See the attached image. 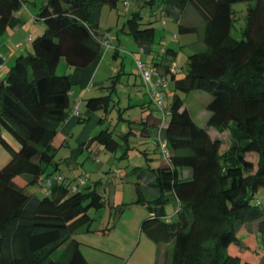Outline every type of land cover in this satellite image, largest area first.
Returning <instances> with one entry per match:
<instances>
[{
  "label": "trees",
  "instance_id": "1",
  "mask_svg": "<svg viewBox=\"0 0 264 264\" xmlns=\"http://www.w3.org/2000/svg\"><path fill=\"white\" fill-rule=\"evenodd\" d=\"M239 1H245L246 7L237 38L231 28L233 3ZM22 3L0 0V33L15 23ZM117 3L44 0L35 13L44 23L43 31L31 37V48L20 51L0 77V127L18 143L14 147L0 133V145L10 152L0 166V264H90L74 232L89 224L90 208L107 202L98 190L99 180L72 188L71 181L63 178L38 196L27 192L14 176L26 173L28 182H36L58 168L53 139L73 112V81L70 73L57 74L56 64L61 56L71 67L91 63L107 33L98 29L101 8H115ZM188 5L201 18L204 47L187 55L181 76L178 64L176 71L170 70L176 49L152 46V20L143 21L136 10L123 25L142 47L141 54H150L144 59L152 71L169 79L164 92L170 100L161 127L170 149L167 164L135 165L131 171L144 177L154 193L145 198L136 183L137 200L146 201L149 212L139 229L151 240L171 242L169 264H246L229 247L242 244L237 231L244 222L258 220V234H264V0H162L158 8L172 15L183 33L197 29L180 19ZM115 76L102 86L109 93L83 99L87 108L108 110ZM193 89L211 94L205 106L206 126L198 124L184 106L183 94ZM146 105L147 101L141 103ZM77 119L86 118L79 114ZM211 127L219 135L212 134ZM224 132L228 143L221 150ZM93 140L109 151L122 146L108 128L81 145L87 147ZM250 152L258 156L256 165L246 157ZM126 155V150L120 154ZM49 165L53 169L47 171ZM172 198L177 207L167 216L165 205Z\"/></svg>",
  "mask_w": 264,
  "mask_h": 264
},
{
  "label": "rangeland",
  "instance_id": "2",
  "mask_svg": "<svg viewBox=\"0 0 264 264\" xmlns=\"http://www.w3.org/2000/svg\"><path fill=\"white\" fill-rule=\"evenodd\" d=\"M44 0H26L28 8L33 12H38ZM125 5L123 0H118L115 8L104 5L101 8L99 16L100 30H107L108 40L114 41L118 45L117 54H114L113 48L106 45L103 40L101 51L98 57H101L98 66L92 72L88 65L84 67L69 66L64 57L58 60L55 72L57 74L70 73L72 78L71 87H78L79 82L74 81L73 76L84 77L89 70L88 82L101 80L102 85L92 86L85 98L89 96L109 93L102 88L109 83L110 76H115V90L110 92V105L108 110L97 108L89 109L84 112L85 103L81 101V115L86 119L78 121L77 117L72 130L69 129V143H63V135L56 134L53 144L57 147L54 159L58 161V168L53 170L50 176L61 173L66 181H71L78 176H87L88 183L92 184L94 180H99L98 190L104 195L107 202L102 207L90 208L89 214L92 217L89 224H83L76 228L74 236L81 241V248L84 256L90 264H169L171 242L154 241L148 238L144 232L139 229L141 221L149 215L146 201H138L136 183L141 184V190L145 198H151L153 192L148 188L143 178H138L137 174L131 172L132 167L140 165L162 166L167 164L160 149L154 144L157 133V125L161 118V111L148 98L149 94L143 90L140 77H136L133 68L134 57L144 56L138 51V45L132 36L124 28L125 19L128 15L138 10L142 20H152L151 24L155 27L154 42L152 46L170 45L176 49L174 59L176 60L180 71L178 75L183 74L186 66L187 55L195 50L202 49V21L197 12L188 5L184 15L180 18L185 24H194L197 29L192 32H179L178 22L170 14H165L159 10V4L162 0H128ZM149 1V2H148ZM246 2L239 1L233 3L235 10V19L231 28V34L240 37V29L244 25V12ZM40 22L43 27L42 20ZM39 24V23H38ZM6 31V32H5ZM12 28L7 26L0 33V42L5 49V37L11 32ZM42 32V30H38ZM36 33L37 34L40 33ZM175 34V35H174ZM20 33L13 36V41L19 38ZM10 44V43H8ZM102 51H104L102 53ZM95 63V62H94ZM113 67L118 72L113 73ZM124 70V71H123ZM76 71L75 75L73 72ZM92 73V75H91ZM2 71L0 77H2ZM129 77V80H128ZM164 102L168 104L170 94L164 92ZM184 106L187 107L193 119L201 125L206 126L208 110L206 103L210 100L211 94L208 91L193 89L183 94ZM145 107L141 103L146 102ZM142 119L147 122H143ZM147 125L144 128V125ZM108 128L112 131L122 143L115 151H109L96 140L91 141L87 147L85 144L100 129ZM212 134H218V130L212 128ZM0 133L8 139L14 147L18 146L17 141L3 128L0 127ZM84 136L83 139L76 141L78 134ZM223 150L228 143L227 133H221ZM80 138V137H79ZM129 147L124 149V145ZM82 146L80 153H72L73 147ZM126 150V156L120 154ZM10 157V152L0 145V166H2ZM247 159L254 165L257 162V154L247 153ZM119 168V174L115 175L114 169ZM49 165L46 170H52ZM14 180L24 189L38 196H43L47 192L48 186L41 181L28 182L29 175L20 173L14 176ZM264 196V189H261ZM177 202L172 198L167 200L165 212L167 216L174 214ZM242 244L230 245L229 252L238 257L246 264H264V234H258V220L244 222L237 231ZM60 249L55 251L56 257Z\"/></svg>",
  "mask_w": 264,
  "mask_h": 264
},
{
  "label": "crops",
  "instance_id": "3",
  "mask_svg": "<svg viewBox=\"0 0 264 264\" xmlns=\"http://www.w3.org/2000/svg\"><path fill=\"white\" fill-rule=\"evenodd\" d=\"M35 17V12L30 10L28 8V4L26 0H23L22 5L20 6L19 10L15 14V23L10 26L12 28V31L7 33L5 37V49L3 48L4 45H2L3 41L0 42V54L4 56V58H1L0 55V60H3V67L1 69L2 75L5 74L6 70L12 65L14 62L15 56L20 52V51H26L31 48V37L35 36V34L38 32V30L44 29L43 25L36 21ZM39 23V24H38ZM6 32V31H5ZM17 33H20L21 36H19L18 39L13 41V36ZM41 33V32H38ZM10 43V44H8ZM19 45V46H17ZM111 48H113L114 52L120 50L118 45H114V41H111L110 44ZM104 51H102L103 53ZM145 59H148L150 57V54H142ZM101 57H96L91 63H89V67L92 68V72L95 70V68L98 66V63L100 61ZM95 62V63H94ZM134 70V76L132 77L133 82L135 81L137 75H139L136 71V68H133ZM0 71V73H1ZM124 71V70H123ZM89 70L87 71V75L84 77H78V76H73L74 81L79 82V88L76 86L74 88L71 87V102L72 105L77 106V112L73 111L69 114L67 119L62 123L59 131L57 132L58 134L63 135V143L68 144L69 143V129L72 130V128L75 125V120L76 117H78L79 114H81L80 111V104L81 101L85 98L86 94L90 91L92 86H99L100 84L102 85L101 80H96L92 81L91 83L88 82L89 79ZM117 72V68L113 67V73ZM76 71L73 72V75H75ZM92 75V73H91ZM140 77V76H139ZM138 77V78H139ZM129 80V77H128ZM141 81V79H139ZM142 82V81H141ZM143 85V84H142ZM143 90L146 92V89L143 85ZM150 99V97L148 96ZM89 108L85 106L84 112H88ZM144 120V119H142ZM146 121V120H145ZM82 135V133H81ZM56 136V135H55ZM78 138L76 141L83 139L84 136H80L79 134L77 135ZM80 137V138H79ZM83 147L82 146H77L73 147L72 153H80L82 151ZM81 248V245H80ZM82 253L84 254L82 248H81ZM85 255V254H84ZM86 257V256H85Z\"/></svg>",
  "mask_w": 264,
  "mask_h": 264
},
{
  "label": "built area",
  "instance_id": "4",
  "mask_svg": "<svg viewBox=\"0 0 264 264\" xmlns=\"http://www.w3.org/2000/svg\"><path fill=\"white\" fill-rule=\"evenodd\" d=\"M123 3L125 5H128L129 1L123 0ZM108 37H109V33L107 32L104 36V41L106 45L110 46L111 41L108 40ZM138 51L142 53V47H140ZM1 58L3 59L4 56L1 55ZM2 59L0 60V71L3 67ZM134 64H135L136 71L139 74L142 84L144 85L147 93L149 94L151 101L161 111V121L159 122L158 127H157V133H156V138L154 140V144L159 147L160 152L162 153L164 159L167 161L169 159L170 149L168 147L167 139L163 137L161 133V127L163 126L164 118L167 113V110H165V103H164L163 95H164L165 89H167L169 85V79L165 75L154 73L149 63L142 57H134ZM170 70L171 71L177 70L176 61L172 62ZM73 111L77 112L76 105H73ZM114 171L116 174H118L120 169L117 168V169H114ZM86 174L85 176H78L77 178H75L73 182L70 184L71 187L76 188L77 186L84 185L87 181ZM62 179H63V175H61L60 173H57L54 175L53 178L41 176L39 178V181H41L43 184L49 187L53 181H61Z\"/></svg>",
  "mask_w": 264,
  "mask_h": 264
}]
</instances>
